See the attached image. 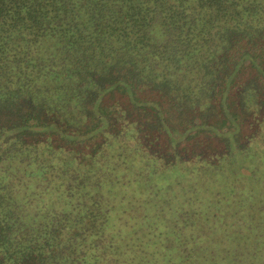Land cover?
Returning <instances> with one entry per match:
<instances>
[{
    "label": "trees",
    "instance_id": "trees-1",
    "mask_svg": "<svg viewBox=\"0 0 264 264\" xmlns=\"http://www.w3.org/2000/svg\"><path fill=\"white\" fill-rule=\"evenodd\" d=\"M259 126L264 0H0V264H264L258 186L159 181L236 174Z\"/></svg>",
    "mask_w": 264,
    "mask_h": 264
},
{
    "label": "rangeland",
    "instance_id": "rangeland-1",
    "mask_svg": "<svg viewBox=\"0 0 264 264\" xmlns=\"http://www.w3.org/2000/svg\"><path fill=\"white\" fill-rule=\"evenodd\" d=\"M251 133L254 134L253 139L251 141L252 142L251 148H253L254 151H257V152L255 153L254 160L253 159L250 160V158H246L244 161V163L246 165H244V163H243V165L239 169H237L236 165H235V168H233V166H232L233 170L237 169L239 172H241L240 174H237V170H236V174L235 173H233V174L229 173L230 170L226 169L224 167V166H227L226 164L223 166L224 168L220 169L219 171H213V170L211 171L210 169H204V170L200 169V170H195L194 174L192 173V171H190V172L188 171L186 174H183V176H176V170H173V171L171 170L170 174L172 175V177H166V179H164V180L159 179V181L161 183V185H160L161 187L166 188V189L170 188V191L172 190V192L170 194H169V192H167V194L165 195V198L169 199L173 195H175L176 193H178L179 196H183V195L186 196L188 194H191L194 197L197 194V192L195 191V187H196V190H198V191H199L198 188H201L199 193H198L200 197L202 196V189H204L206 187H208L209 189H212V190H214V188L216 187L220 190V194L221 195L224 194V196L229 194V193H232L234 196H239L241 194H246L245 193L246 190L249 192V190L251 188L258 186L257 189H259V191H261L264 195V180H263L264 179V152H263V149H264V127H260V126L256 127L255 129L251 130ZM129 157H130V155L127 152L126 162L120 166L118 171H116L120 177H122L124 174H126L125 175L126 177L134 178V177H136L137 172L139 173V172L143 171L142 167L144 166V161L139 160V159L132 161V159ZM248 165L250 167H255V166L258 167L257 173L259 174V176H258L259 180L256 179V185H254V184L251 185L252 183H251V181H249L248 174L250 173V170L247 168ZM127 167H128V170L126 169ZM160 168H161V166H160ZM220 173H223L224 177L225 176L230 177V178H228V181H231L234 179V177H237L235 179L236 181H235V184L233 186V191L228 190V189H230L229 185H228V189H227L226 184L224 186L223 182L217 181V179H219L221 176ZM113 180L116 181L115 178H113ZM197 184H199V185L196 186ZM178 185H181L182 187L179 189H176V187H178ZM169 186H172V187H169ZM143 189L146 192H150V189L146 185L143 186ZM253 191H254V189H253ZM193 197L190 198L191 201H192ZM174 198H175L174 201H176V197H174ZM181 199H182V197H179L178 201ZM188 202H189V200H187L185 202L187 208L193 207L194 205L197 204V202L194 203L193 201H192V203H188ZM239 203L240 202H238L237 205L236 204L235 205H233V204L225 205L223 203L224 204L223 210L228 213L227 216L229 214L231 215V213L239 207ZM171 205H172V203H171ZM167 206H170V203H168V204L162 203V207L166 208ZM221 207H223V206H221ZM227 209L231 210V213ZM247 211H250V209H245V214ZM166 212H168V211H166ZM237 215H239V214H237ZM227 216L223 215L221 218V221H216V223H214V221L212 219L209 220L211 222V225H213V223L216 225V227H214V228L216 229V231L219 234L225 233V229H224L222 220L232 222L231 216L230 217H227ZM235 216L236 215H234V219L236 218ZM202 221H203L202 232L208 230L206 233V235L208 236V234L210 232V230L208 229L210 224H209V222H207L206 218L203 219ZM239 222L241 224L243 222H245L244 218H241ZM200 226L201 225L196 227V229H194L193 231L192 230L185 231L184 236L186 235L188 237V233L190 231H192L194 235H196V233L202 234L200 231ZM196 239L198 240L199 238H196ZM190 243L195 246L193 241L192 242L190 241ZM186 252L187 253L191 252L189 249V243H187V242L183 243V245H181V246L171 248V254L173 255L174 258H176L179 255L184 254Z\"/></svg>",
    "mask_w": 264,
    "mask_h": 264
}]
</instances>
